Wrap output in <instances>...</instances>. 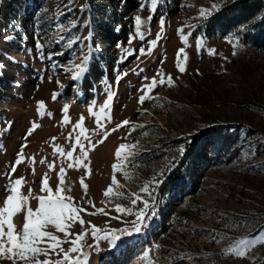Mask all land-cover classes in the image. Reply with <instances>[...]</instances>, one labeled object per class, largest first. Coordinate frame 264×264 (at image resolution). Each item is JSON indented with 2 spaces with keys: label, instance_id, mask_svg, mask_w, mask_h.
I'll return each instance as SVG.
<instances>
[{
  "label": "rangeland",
  "instance_id": "obj_1",
  "mask_svg": "<svg viewBox=\"0 0 264 264\" xmlns=\"http://www.w3.org/2000/svg\"><path fill=\"white\" fill-rule=\"evenodd\" d=\"M214 3L218 9L199 18V10H210ZM136 15L146 21L141 29L144 40L135 35ZM161 17L165 19L161 38L151 55H141L139 49L147 53L148 42L157 38ZM87 29L91 30L88 36ZM178 29H183V35L191 33L186 45ZM107 32L116 36V42L101 49L97 44ZM228 38L240 41L236 55ZM70 39L76 42L69 47ZM197 39L204 42L199 51ZM37 40L44 45L42 50L37 49ZM59 46L69 51L75 63L87 54L93 57L92 80L77 102L63 96L52 99L59 88L57 81L64 82L48 58ZM182 47L188 57L183 73L176 68V53ZM208 48L215 49V54L208 55ZM3 66L7 75L1 77L6 93L0 97V204L8 194L5 173L21 145L27 144L25 160L13 174V179L22 176L26 180L22 194L31 188L34 195H41L40 181L46 173L54 189L56 173L63 166L65 186L73 202L85 209L80 213L85 221L99 228L128 227L126 221L135 217L116 213L115 206L131 207L130 201L123 197L110 200L103 193L112 181V165L118 163L116 149L121 143L136 144V155L126 169L129 177L117 171L121 187L113 185V191L125 197L138 192L146 181L174 165L159 177L161 183L152 192L157 215L141 232L123 237L116 248H110L107 241L97 243L89 235L85 243L99 247L98 252L85 248L89 264H110V255L125 244H129V253L124 264H264V244H256L243 258L223 252L236 239L264 236V0H156L155 5L153 0H83V4L81 0H0ZM158 72L165 77L170 74L174 86H157L150 93L153 99L138 103L143 94L139 89ZM108 91L114 93L111 121L102 119L104 127L98 128L88 107L93 105L98 114ZM38 101L46 106L39 113ZM65 104L71 122L62 127ZM81 115L95 147L84 161L87 170L67 169L68 161L61 164L52 145H60L65 152L72 150L79 129L71 140L68 135ZM125 120L130 124L112 131ZM33 122L39 127L25 139ZM105 132L109 133L106 139ZM182 144L186 147L183 157L178 154ZM78 154L79 148L74 152ZM31 157L35 164L28 162ZM41 160L53 163L55 169L50 171ZM36 205L30 199V206ZM142 206L138 202L137 207ZM97 208L107 215L88 214ZM73 230L78 232L79 225ZM57 235L63 238L62 233ZM69 246L63 245L65 249ZM145 252L148 260L143 258Z\"/></svg>",
  "mask_w": 264,
  "mask_h": 264
},
{
  "label": "snow or ice",
  "instance_id": "obj_2",
  "mask_svg": "<svg viewBox=\"0 0 264 264\" xmlns=\"http://www.w3.org/2000/svg\"><path fill=\"white\" fill-rule=\"evenodd\" d=\"M156 0H153V5H155ZM218 4H213L211 9L201 8L199 10V18H207L212 14L213 11L217 10ZM154 10V7H153ZM152 17L151 15L147 18V22L150 23ZM135 21V35L139 37L140 40L145 39V34L141 31L142 27L146 23L140 15L134 17ZM160 32L157 33V38L150 40L147 53H145L144 48H140L139 52L141 55H151L153 46H155L158 40L161 38V34L164 30L165 19L161 17L160 21ZM72 27H75V22H71ZM60 32L65 31L64 26L56 25ZM178 34L183 32V29L177 30ZM188 35H191L189 33ZM188 35H180L182 43L185 45L188 42ZM7 39V38H6ZM64 37L60 36V40ZM60 40L56 42L59 43ZM79 40V37L76 38ZM76 40H69L67 46H71ZM228 42L232 44L233 55H236V49L240 45V41L236 40L233 42L232 38H228ZM131 43V39L129 40ZM204 46L202 39H197L196 47L199 51ZM37 49L42 50L44 45L37 40ZM120 47V45H118ZM184 54L183 60H181V54ZM208 55H214L215 49L208 48ZM54 55H62V53H49L48 58L52 59ZM41 59H44L43 52L41 51ZM187 54L185 49L182 47L176 53V68L179 72L183 73L185 71V65L187 62ZM88 65V57L84 56L80 59L79 63L73 62L65 71L71 73V79L73 81L79 80L81 76L86 73ZM159 77V79H157ZM157 77L151 78L150 82L142 85L141 91L143 94L139 96L138 103L143 104L146 100L153 99L154 97L150 95L153 89L157 86H162L167 84L168 87L174 86L173 78L170 74L165 77L163 72H158ZM120 76H117V82ZM148 79V78H145ZM58 87L63 90L64 85L57 81ZM61 92H54L52 95L53 101H55ZM114 93L108 91L107 98L104 100L103 104L99 107V113L93 112V105L88 107V112L90 115L96 116L97 127L103 128L104 124L102 119L106 118L108 122L111 121L110 117V102L112 101ZM95 103V102H94ZM45 103L43 101L37 102V112L39 113L41 109H45ZM69 105L65 104L62 109V120L61 126H65L70 123V117L68 116ZM49 117L52 116L51 112H47ZM84 116L81 115L80 119L72 125L73 131L69 133L68 139L71 140L73 133L79 129V133L75 136V142L72 143V150L65 152L64 148L58 144H53V155L59 156L61 159V164L64 161L67 162V169L84 167L86 170L88 165L84 163L88 159V153L91 151L95 145L92 143L91 138L87 135V129L83 127ZM128 120L123 121L121 124L117 125L116 129L129 125ZM39 127V124L33 122L31 127L28 128L25 139L30 136L33 131ZM137 127L132 125V128ZM139 127H143L140 125ZM109 135L108 132L104 133V139ZM191 135V134H190ZM83 138V139H82ZM55 137L52 138L55 141ZM84 141H87V147ZM103 140L97 141V143H102ZM27 144L21 145L19 152L16 155L15 162L9 165L10 171L5 173L8 183L5 186V191L8 193L3 199L2 204H0V261H10L11 264H89V255L85 252V248H94L95 251H99L97 245L86 244V238L90 235L91 238L96 241H107L110 248H116L122 242L123 237H130L134 233H139L143 229L150 225L151 220L157 215L156 201L152 196V192L155 187L161 183V179L164 172L172 171L174 165L165 169L158 176L153 177L151 181H146L144 185L140 188L138 192L129 193L126 197L123 192L113 191V185L117 188L121 187L119 185L115 173L121 171L127 179L129 173L126 171L128 163L136 155L134 149L138 148L136 144H125L121 143L116 149L115 156L118 163L112 165L113 177L111 184L104 191V196L111 199L119 200L120 198H126L130 201L131 207H122L118 203L115 206V212L121 214L122 216H134L135 219L131 221H126L129 224L128 227L123 228H99L92 224L90 221H85L80 213L84 212L85 209L78 207L71 197L70 189L65 186V176L66 169L61 166L59 171L56 173L58 183L55 184L53 189L49 184V175L46 173L40 181V193L41 195H34L31 188L28 190V194H22V187L26 184L24 177H19L13 179V174L17 171V167L22 164L25 160L24 149ZM79 148V154L74 155L76 149ZM185 145H180L178 149L179 156L183 157L185 154ZM122 153H124L122 158ZM28 162L35 164V157L28 159ZM40 163H47L46 160H41ZM47 167L50 171L55 169L53 163H47ZM35 169L33 168V174ZM80 184L82 189L87 192V185L84 183V178L81 177ZM147 194V198L145 195ZM30 199H35L37 205L35 208L30 206ZM149 200L152 202L149 203ZM142 203V207H137V204ZM89 204L92 202L89 200ZM94 207V205H93ZM22 214V227L18 226L14 222V218ZM89 215H107L103 208H97L95 212L88 213ZM113 219H119L120 216H113ZM79 225V231H74V226ZM87 224V227L85 225ZM57 233H62L63 238H61ZM226 239L227 237H221ZM264 244V236L259 239L253 237L249 238H239L232 242V244L224 249V254L234 255L238 258H243L256 244ZM69 244L70 246L65 249L63 245ZM156 247H159L158 245ZM75 254V255H73ZM55 256L57 258L53 259ZM149 254L144 253V259L148 260ZM43 257V259H40ZM150 264V262H149Z\"/></svg>",
  "mask_w": 264,
  "mask_h": 264
},
{
  "label": "bare ground",
  "instance_id": "obj_3",
  "mask_svg": "<svg viewBox=\"0 0 264 264\" xmlns=\"http://www.w3.org/2000/svg\"><path fill=\"white\" fill-rule=\"evenodd\" d=\"M81 1L83 4V0ZM90 31H91L90 29H87L85 35L86 36L90 35L91 33ZM115 42H116V36L107 32L102 36V38L99 40V43L97 45L99 48L104 49L109 44H115ZM67 51L68 50H62V47L59 46L58 48H56L54 53H62V55H54L52 58V62L55 65L57 73L62 75V81H64L61 83L64 85L63 90L58 88L57 92H61L59 96L60 97L63 96L64 99H67L72 102H77L83 99L85 93L87 92L86 86H88L89 84L88 82L92 80L93 77L92 71H94V69L91 68L93 67L94 64L92 63L93 57L90 54L86 55L88 57L87 70L90 69V73L88 74L86 70V73L83 76H81L79 80L73 81L71 79V73L65 71L67 67L73 64V56L69 53V51L68 52ZM6 72L7 70L4 66L0 68V97H4V94L6 93L3 92V88H2L4 85H6V81L1 78L3 77V75L4 76L7 75ZM15 220H16L15 221L16 224L22 227V214L16 217ZM128 253H129V244H125L124 246H121L114 254L110 255V259H109L110 264H116L119 260L120 261L117 264H124L126 260L125 257L127 256ZM0 264H11V262L0 261Z\"/></svg>",
  "mask_w": 264,
  "mask_h": 264
}]
</instances>
